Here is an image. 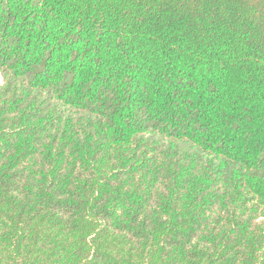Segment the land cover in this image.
Returning a JSON list of instances; mask_svg holds the SVG:
<instances>
[{
  "label": "trees",
  "instance_id": "trees-1",
  "mask_svg": "<svg viewBox=\"0 0 264 264\" xmlns=\"http://www.w3.org/2000/svg\"><path fill=\"white\" fill-rule=\"evenodd\" d=\"M0 264H264V0H0Z\"/></svg>",
  "mask_w": 264,
  "mask_h": 264
}]
</instances>
